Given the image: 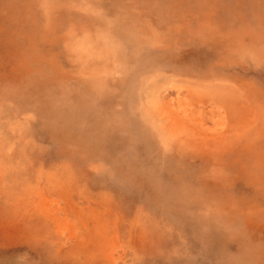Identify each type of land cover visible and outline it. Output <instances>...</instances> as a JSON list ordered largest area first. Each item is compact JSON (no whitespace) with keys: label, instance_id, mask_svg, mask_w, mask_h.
Masks as SVG:
<instances>
[{"label":"rangeland","instance_id":"rangeland-1","mask_svg":"<svg viewBox=\"0 0 264 264\" xmlns=\"http://www.w3.org/2000/svg\"><path fill=\"white\" fill-rule=\"evenodd\" d=\"M0 156V264H264V0H0Z\"/></svg>","mask_w":264,"mask_h":264},{"label":"bare ground","instance_id":"bare-ground-1","mask_svg":"<svg viewBox=\"0 0 264 264\" xmlns=\"http://www.w3.org/2000/svg\"><path fill=\"white\" fill-rule=\"evenodd\" d=\"M109 31L110 30H106L105 31V35L108 37V38H110V37H112V36H110V34H109ZM102 72V71H101ZM105 73V72H104ZM92 94V93H91ZM149 97V96H148ZM150 98V97H149ZM67 100V99H66ZM67 102L68 103H70L68 100H67ZM152 103V102H151ZM47 104H48V106L49 105H51L52 103H51V101L49 102H47ZM55 104V103H54ZM58 104V103H57ZM63 106H65V104L63 103ZM79 108H77V109H73V110H69V108L70 107H68L67 108V111H63L62 109V111H60V109H59V107H57L56 108V110L54 109V110H50L51 112H53V113H56L57 114V116L60 118H66V119H71L72 118V116H70V115H76L77 114V116H79V115H81L80 114V112L81 111H79L80 109L83 111V113L85 112V107H84V105H83V107L81 108V105L80 106H78ZM49 108H50V106H49ZM53 108V107H52ZM134 108H136V106L134 107ZM157 109V108H156ZM144 111V110H143ZM145 112V111H144ZM148 114H150V113H148ZM151 115V114H150ZM66 116V117H65ZM70 116V117H69ZM76 116V117H77ZM163 116V115H162ZM145 117V116H144ZM161 117V116H160ZM164 117V116H163ZM168 117V116H167ZM146 118V117H145ZM151 119V118H150ZM79 120V119H78ZM142 121L144 122V119H142ZM152 121V120H151ZM172 122H173V124H171V126H170V128L171 129H169L170 131L168 132V133H166V134H164L165 136H164V138L166 137V135H167V137L168 136H174V137H177V135L179 134L178 133V131H177V126H176V122H174L173 120H172ZM102 123V125H103V127H105V124H107V122H106V120H105V123H104V121H101L100 122V124ZM155 123H153V125H154ZM107 128H111L110 126H108ZM152 129H158L157 127H154V126H152L151 127ZM149 129V128H148ZM151 129V130H152ZM161 129H163L162 131H165V127H164V125L161 127ZM144 130H145V127H144ZM154 132V131H153ZM158 138V137H157ZM163 140V137H161V141ZM159 142V141H158ZM162 145V144H161ZM0 158H1V156H0ZM8 158H12L11 156H9ZM62 174H64V173H62ZM58 178L60 179V183L62 184V175H60V176H58ZM46 179V178H45ZM64 179V178H63ZM65 180V179H64ZM76 197V196H75ZM37 198V197H36ZM17 207V206H16ZM18 215V214H17ZM107 215V214H106ZM27 216V215H26ZM27 221V220H26ZM31 221V220H30ZM25 222V221H24ZM102 229V228H101ZM100 229V230H101ZM103 230V229H102Z\"/></svg>","mask_w":264,"mask_h":264}]
</instances>
